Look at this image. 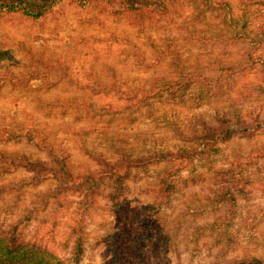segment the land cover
<instances>
[{
	"label": "rangeland",
	"instance_id": "1",
	"mask_svg": "<svg viewBox=\"0 0 264 264\" xmlns=\"http://www.w3.org/2000/svg\"><path fill=\"white\" fill-rule=\"evenodd\" d=\"M218 2H226L227 8ZM242 8L241 0H172L166 15L155 20L143 13L139 20L137 14L106 15L98 6L63 5L38 21L0 20V49L15 58L9 73L22 79L35 69L39 75L24 86L0 81V129L21 132L19 139L0 142V154L26 155L52 168L54 155L66 156L75 172H83L97 167L90 153L115 161L118 148L136 157L193 144L194 133L216 123L217 113L232 117L236 112L264 124V93L257 88L264 75V4L249 6L247 13ZM230 17L239 21L234 27L241 33L237 40L226 24ZM131 44L142 52L143 65L132 57ZM172 52L181 75L201 82L194 80L184 89L174 84L175 91L151 96L133 112H105L104 105L118 100L96 95V84L115 83L120 90L135 92L134 103L143 89L178 82ZM230 122L239 128L235 118ZM30 134L42 139L43 148ZM217 147L212 163L194 161L181 172L171 206L155 216L144 190L154 186L163 165L132 173L124 209L117 214L106 210L101 199L85 220L83 263L101 262L109 245L120 251L122 264L264 259V158L247 166L249 195L238 198L234 216L226 204L208 203L216 189L213 172L227 167L236 154L264 147V131L252 138L236 134ZM28 176L18 170L0 177L5 186L27 180L20 190L0 196V218H19L54 186L48 181L33 186ZM69 199L57 214L49 206L37 212L26 231L27 238H41L59 256L68 252L59 242L67 236L78 197Z\"/></svg>",
	"mask_w": 264,
	"mask_h": 264
},
{
	"label": "trees",
	"instance_id": "2",
	"mask_svg": "<svg viewBox=\"0 0 264 264\" xmlns=\"http://www.w3.org/2000/svg\"><path fill=\"white\" fill-rule=\"evenodd\" d=\"M172 0H0V20H11L13 18L23 21H38L47 18L50 14L61 9L63 5H74L80 8L89 6H98L102 13L110 16L119 17L127 14H137L138 19H142L143 13H148L151 19H158L167 14L168 4ZM226 9V2H218ZM242 11L248 12L249 6L264 4V0H241ZM238 19L230 17L226 20L229 28L233 29L231 38L237 40L240 38V32L234 28ZM264 29V24L261 25ZM124 40V39H122ZM130 52L135 61L141 66L144 57L140 49L130 45ZM175 70L178 74V82H169L162 85H154L151 89H143L141 96L137 98V93L127 92L117 88L115 83H98L95 94H111L116 97L117 103H108L103 106L106 113H123L139 110L140 107L147 104L151 96H159L164 91L174 89V84L188 87L194 80L201 82L198 78L187 77L183 74L176 53L172 52ZM15 61L14 56L9 50L0 49V81L6 79L12 80V83L24 86L30 78H36L38 71L32 69L30 75L21 76L12 75L8 68ZM6 70L7 73L3 70ZM258 92L264 93V75L261 79ZM103 88V89H99ZM111 90L112 93H109ZM232 117L226 114H218L214 124H205L200 132L194 133L193 144L186 147H179L175 151L152 152L143 156H132L117 149L115 161L103 157L100 153H90V158L96 164V168L86 167L83 172H75L74 167L67 164L66 156L54 155L56 167H49L44 162L34 161L26 155L22 156H4L0 154V177L24 170L29 174V183L33 186L50 182L54 185L40 194L35 201L33 208L22 214L17 219L0 218V264H85L83 257L86 246L85 220L90 211L96 208L99 201L104 200V207L112 214L124 209L126 203V194L129 190L128 182L131 180L132 173L135 171H147L153 166L163 165L156 173L154 186L145 189L152 203L149 205L152 216L160 213L171 206L173 199L178 192L177 180L181 172L194 161H207L212 163L213 157L219 152L217 144L231 139L236 134L241 137L252 138L264 131V124H259L257 118L241 117L238 113H230ZM235 118L239 128L232 127L230 121ZM261 122V121H260ZM230 124V125H229ZM21 132L13 130L0 129V142H8L12 139H19ZM39 144L42 139L36 140ZM51 153L52 150H49ZM264 158V147L252 149L246 155L236 154L229 161L227 167H220L213 172L214 189L212 198H208L210 206L226 204L229 208L231 217L234 216L238 198L247 199L249 195L248 187L251 184L249 176L245 174L247 166H251L256 160ZM27 180L19 182H10L7 186L0 185V196L11 191H18ZM77 195L76 211L70 219L66 233V238L59 244L66 250V255L59 256L52 245L42 241L41 238L26 237V231L29 222L37 212L50 207L51 214H57L60 210L67 208L70 203V196ZM49 206V207H48ZM230 217V218H231ZM224 219L227 222L228 219ZM156 220V217L154 218ZM111 253V255H109ZM110 256V257H109ZM87 264H122L120 251L109 245L103 259L99 263ZM227 264H264V259L252 256L233 258Z\"/></svg>",
	"mask_w": 264,
	"mask_h": 264
}]
</instances>
